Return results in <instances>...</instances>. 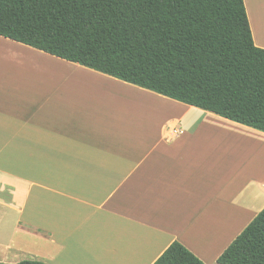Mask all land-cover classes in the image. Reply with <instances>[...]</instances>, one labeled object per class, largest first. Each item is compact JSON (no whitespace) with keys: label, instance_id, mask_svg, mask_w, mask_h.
Segmentation results:
<instances>
[{"label":"crops","instance_id":"obj_1","mask_svg":"<svg viewBox=\"0 0 264 264\" xmlns=\"http://www.w3.org/2000/svg\"><path fill=\"white\" fill-rule=\"evenodd\" d=\"M263 209V131L0 35V233L31 259L154 264L177 240L220 264Z\"/></svg>","mask_w":264,"mask_h":264},{"label":"trees","instance_id":"obj_2","mask_svg":"<svg viewBox=\"0 0 264 264\" xmlns=\"http://www.w3.org/2000/svg\"><path fill=\"white\" fill-rule=\"evenodd\" d=\"M0 35L264 132L244 0H0ZM218 262L264 264V209ZM154 264L206 263L175 240Z\"/></svg>","mask_w":264,"mask_h":264},{"label":"rangeland","instance_id":"obj_3","mask_svg":"<svg viewBox=\"0 0 264 264\" xmlns=\"http://www.w3.org/2000/svg\"><path fill=\"white\" fill-rule=\"evenodd\" d=\"M255 24H257V27L259 28L260 25L263 24L262 21H253V28L256 29ZM61 77L59 75L55 76L56 80H59ZM94 90L96 97H113V98H137L140 99L142 96L138 95L137 93H133L129 88H124L121 85L120 86H109L105 84L96 83ZM12 220V218H10ZM7 221V228L9 226L13 227L12 224L8 220ZM2 221L0 218V225ZM13 231V230H11ZM7 247V248H6ZM32 247V241L30 237H24L23 239H20V235H16L15 233H0V262H7V263H16L20 262L22 260H33L31 259V256L27 255L23 251H30ZM13 248V249H11Z\"/></svg>","mask_w":264,"mask_h":264},{"label":"bare ground","instance_id":"obj_4","mask_svg":"<svg viewBox=\"0 0 264 264\" xmlns=\"http://www.w3.org/2000/svg\"><path fill=\"white\" fill-rule=\"evenodd\" d=\"M263 24L261 25L260 33L264 36V21H262Z\"/></svg>","mask_w":264,"mask_h":264}]
</instances>
